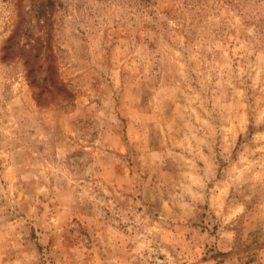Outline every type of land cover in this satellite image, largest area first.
Instances as JSON below:
<instances>
[{"label":"rangeland","instance_id":"rangeland-1","mask_svg":"<svg viewBox=\"0 0 264 264\" xmlns=\"http://www.w3.org/2000/svg\"><path fill=\"white\" fill-rule=\"evenodd\" d=\"M0 264H264V0H0Z\"/></svg>","mask_w":264,"mask_h":264}]
</instances>
